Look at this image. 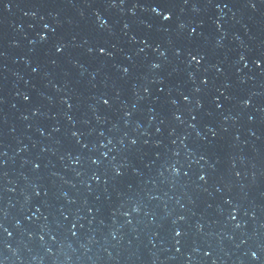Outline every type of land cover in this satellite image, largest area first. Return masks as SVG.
<instances>
[{
  "label": "water",
  "instance_id": "water-1",
  "mask_svg": "<svg viewBox=\"0 0 264 264\" xmlns=\"http://www.w3.org/2000/svg\"><path fill=\"white\" fill-rule=\"evenodd\" d=\"M0 264H264V0H0Z\"/></svg>",
  "mask_w": 264,
  "mask_h": 264
}]
</instances>
